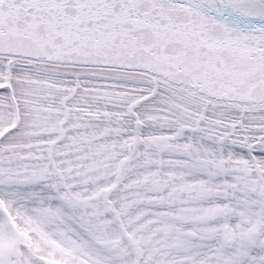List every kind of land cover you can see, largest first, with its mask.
I'll return each instance as SVG.
<instances>
[{"label": "snow or ice", "instance_id": "6c2138e0", "mask_svg": "<svg viewBox=\"0 0 264 264\" xmlns=\"http://www.w3.org/2000/svg\"><path fill=\"white\" fill-rule=\"evenodd\" d=\"M0 264H264V0H0Z\"/></svg>", "mask_w": 264, "mask_h": 264}]
</instances>
